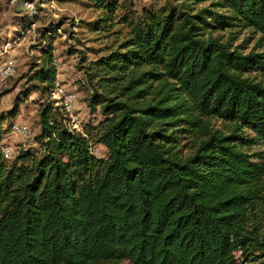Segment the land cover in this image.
I'll return each instance as SVG.
<instances>
[{
    "label": "trees",
    "instance_id": "obj_1",
    "mask_svg": "<svg viewBox=\"0 0 264 264\" xmlns=\"http://www.w3.org/2000/svg\"><path fill=\"white\" fill-rule=\"evenodd\" d=\"M204 1L88 0L81 22L111 38L80 56L100 116L81 131L51 97L60 24L41 29L19 92L40 100L37 146L5 158L20 104L0 110V264H264V49L216 33L264 41V0Z\"/></svg>",
    "mask_w": 264,
    "mask_h": 264
},
{
    "label": "rangeland",
    "instance_id": "obj_2",
    "mask_svg": "<svg viewBox=\"0 0 264 264\" xmlns=\"http://www.w3.org/2000/svg\"><path fill=\"white\" fill-rule=\"evenodd\" d=\"M23 1L0 0V50L5 42L11 43L5 53H0V63L5 59H12L16 70L13 76L4 83H0V110L12 107L14 101L20 104L19 114L6 124L8 130L3 138L4 145L11 146L12 155H15L19 148L37 146L34 142V135L38 131V102L40 100L35 92L22 100L19 92L25 85L23 75L28 71L30 63L36 61L40 54L39 45L43 44L40 38L41 29L51 23L59 22L60 24L54 41V55L58 71L57 83L76 95L74 110L79 114L81 123L92 120L96 122L100 116L97 113L91 115L86 106L85 97L88 92L81 69L80 56L86 55L87 60L93 59L111 38L91 31L81 22L93 21L98 15V11L89 6L88 0L61 2L32 0L36 5V14L23 32V19L26 18ZM165 1L131 0V7L140 11L145 6L160 5ZM211 1L213 0L204 1L197 6H207ZM17 31L23 32L22 36H18ZM216 33L222 34L224 38H230L233 46L240 45L243 52L252 48L259 50L260 45L264 49V41L258 40L260 38L258 33L243 28H226ZM13 124L27 126L29 134L22 135L12 132ZM99 148L103 151L101 146ZM119 264L131 263L125 260Z\"/></svg>",
    "mask_w": 264,
    "mask_h": 264
},
{
    "label": "built area",
    "instance_id": "obj_3",
    "mask_svg": "<svg viewBox=\"0 0 264 264\" xmlns=\"http://www.w3.org/2000/svg\"><path fill=\"white\" fill-rule=\"evenodd\" d=\"M16 1V0H11ZM23 6L26 10V12L29 15H35L36 14V5L34 1L32 0H24ZM11 46V43L9 41L5 42L2 45V49L0 50V53H5L7 49ZM15 65L12 59H5L3 62L0 63V83H4L9 77L13 76L15 74ZM52 99H54V104L60 108V110L63 112L64 116L66 117V122L68 127L71 130L81 131L82 130V123L81 119L78 113L75 112L74 106L76 102V95L67 90L65 87H63L61 84L56 83V86L54 90L51 93ZM12 132L20 133L22 135H28L29 129L25 125H18L13 124L11 127ZM11 146L4 145L3 146V155L5 158H10L12 155ZM91 151L95 154H100V148L99 146H94ZM238 253V252H237Z\"/></svg>",
    "mask_w": 264,
    "mask_h": 264
}]
</instances>
